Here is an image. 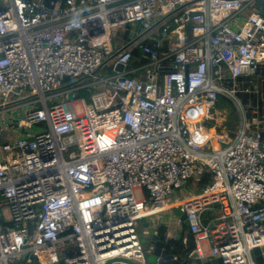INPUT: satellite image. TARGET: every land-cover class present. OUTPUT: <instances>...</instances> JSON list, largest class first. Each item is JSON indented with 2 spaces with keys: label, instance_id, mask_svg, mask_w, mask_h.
Segmentation results:
<instances>
[{
  "label": "built area",
  "instance_id": "built-area-1",
  "mask_svg": "<svg viewBox=\"0 0 264 264\" xmlns=\"http://www.w3.org/2000/svg\"><path fill=\"white\" fill-rule=\"evenodd\" d=\"M263 83L264 0H0V264H145L175 209L202 261L259 264Z\"/></svg>",
  "mask_w": 264,
  "mask_h": 264
},
{
  "label": "water",
  "instance_id": "water-1",
  "mask_svg": "<svg viewBox=\"0 0 264 264\" xmlns=\"http://www.w3.org/2000/svg\"><path fill=\"white\" fill-rule=\"evenodd\" d=\"M124 66L118 65L117 71H123ZM174 213L180 216L183 223L181 229L164 227V231L161 229L158 234L154 229L149 231V235L142 239V243L145 246V264H224L221 258H214L211 260L202 261L199 254L196 251H184L179 250L176 243H183L185 233L183 228L187 227V217L180 209H175ZM148 226V223H145ZM254 255L259 264L264 263V248H257L254 251ZM60 264H65L62 261Z\"/></svg>",
  "mask_w": 264,
  "mask_h": 264
},
{
  "label": "rangeland",
  "instance_id": "rangeland-1",
  "mask_svg": "<svg viewBox=\"0 0 264 264\" xmlns=\"http://www.w3.org/2000/svg\"><path fill=\"white\" fill-rule=\"evenodd\" d=\"M143 32H144V30L139 24H132V25L127 26L126 30H125V34H124L125 43L131 42L133 40V36L136 33H143ZM114 74H115V70L113 67L105 66L97 72L95 79H93V78L85 79L81 84L87 85L91 82L98 81L99 79H102V78H107V77L114 75ZM104 85L105 84H101L99 86H104ZM92 89H93L92 87L87 86V87L77 91V94L83 95L84 93H87L88 91H90ZM57 100H58V98L53 99V101H57ZM87 101H89V99H87ZM226 103H227V106L225 105V103H221L215 109V112L210 114L211 121L209 120L210 116H209L208 121L214 126L221 127L222 132H231V131H235V129L237 128V125L239 123V114L237 113L235 106L231 102L227 101ZM221 105L225 106V107H222ZM231 109H233L235 111V115H232V116L229 115V117H228L229 110H231ZM225 111L228 112V114H224ZM215 119H217V120H215ZM200 187H202V186L201 185L196 186V185L190 183L187 187V193L186 192L183 193L181 195V197L184 194L188 195L190 190H194L197 192ZM136 195L140 198L141 197V191L138 190L136 192ZM179 218L180 217L178 215H176L174 213V211H168V212H163V213H160V214L155 215L153 217H150L149 222L154 224L155 226L157 224H159L165 228H167V227L171 228L170 225H172V229L175 227L177 229L182 230L181 229L182 224L178 222ZM185 229L186 228H183V231ZM123 261L130 262L128 260H123Z\"/></svg>",
  "mask_w": 264,
  "mask_h": 264
},
{
  "label": "trees",
  "instance_id": "trees-1",
  "mask_svg": "<svg viewBox=\"0 0 264 264\" xmlns=\"http://www.w3.org/2000/svg\"><path fill=\"white\" fill-rule=\"evenodd\" d=\"M149 41H146L145 43H148ZM132 55H133V57H135L136 59L137 58H141V52H140V50H139V48L138 47H135V48H133L132 49ZM141 61L142 62H145V60L144 59H141ZM228 100L227 99H225L224 97H222V96H219V97H217V100H216V108L221 104V103H225V105L227 106V102ZM229 102V101H228ZM222 106V105H221ZM222 107H225V106H222ZM215 108V109H216ZM224 114H228V112H224ZM223 115V114H222ZM229 115H235V111L233 110V109H231V110H229V114H228V117H229ZM230 116V117H231ZM228 121V120H227ZM203 185H205V183L203 182V183H201V186H203ZM164 231V227H162L161 228V232H163ZM176 246H178V249L179 250H184V251H192L193 250V248L195 247V245H194V242H193V240L190 238L189 240H188V242H187V244H183V243H180V244H178V243H176Z\"/></svg>",
  "mask_w": 264,
  "mask_h": 264
},
{
  "label": "flooded vegetation",
  "instance_id": "flooded-vegetation-1",
  "mask_svg": "<svg viewBox=\"0 0 264 264\" xmlns=\"http://www.w3.org/2000/svg\"><path fill=\"white\" fill-rule=\"evenodd\" d=\"M184 233H185V237L188 238V239H190V235H189L187 229L184 230Z\"/></svg>",
  "mask_w": 264,
  "mask_h": 264
},
{
  "label": "crops",
  "instance_id": "crops-1",
  "mask_svg": "<svg viewBox=\"0 0 264 264\" xmlns=\"http://www.w3.org/2000/svg\"><path fill=\"white\" fill-rule=\"evenodd\" d=\"M135 66V64H133L132 65V67H134ZM261 84V83H260ZM258 85H259V83H258ZM262 86H263V88H264V83L262 84ZM209 260H211V259H209Z\"/></svg>",
  "mask_w": 264,
  "mask_h": 264
},
{
  "label": "bare ground",
  "instance_id": "bare-ground-1",
  "mask_svg": "<svg viewBox=\"0 0 264 264\" xmlns=\"http://www.w3.org/2000/svg\"><path fill=\"white\" fill-rule=\"evenodd\" d=\"M210 116V115H209ZM209 118V117H208ZM210 121H211V116H210V119H209ZM215 120H217V119H215Z\"/></svg>",
  "mask_w": 264,
  "mask_h": 264
}]
</instances>
